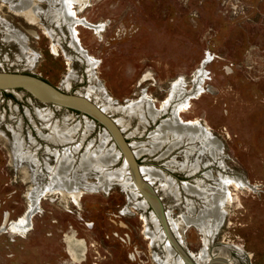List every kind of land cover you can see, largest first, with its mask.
Masks as SVG:
<instances>
[{
    "label": "rangeland",
    "instance_id": "1",
    "mask_svg": "<svg viewBox=\"0 0 264 264\" xmlns=\"http://www.w3.org/2000/svg\"><path fill=\"white\" fill-rule=\"evenodd\" d=\"M17 1L0 0V72L33 75L63 93L89 94L100 107L109 106L108 114L125 124L122 134L133 152L139 148L133 143L149 149L148 138L160 121L141 124L121 108L145 96L161 109L179 82L186 93L196 91L180 116L208 128L218 143L217 157L198 150L186 156L185 147L166 156L147 149L134 153L136 166L140 171L158 169L177 184L180 198L163 188L164 178L147 180L174 221L190 214L187 198L196 200L194 216L204 207L184 191V182L201 180L210 201L222 175L240 181L227 185L230 199L209 250L216 254L226 248L224 256L232 264H264V0L75 1L78 18L93 24L76 26L94 58L90 64L71 45L59 0L40 2L46 13L39 22L16 12L12 3ZM100 24L101 30L93 27ZM40 112L61 131L78 127L75 142L68 144L80 145L69 181L52 179L65 145L59 138L56 143L49 139L51 127ZM15 130L23 144L19 148ZM103 135L109 137L106 147L120 153L109 169L126 165L132 176L119 140L97 117L45 103L25 87L0 90V264H164L167 243L148 236L156 227L153 205L140 207L137 200L144 197L135 199L115 179L106 186L98 170L81 165L85 152L100 145ZM27 151L37 162L22 159ZM187 161L199 163L195 174L180 169L178 164ZM47 186L79 189L81 195L76 200L61 190L44 189L29 224L15 226L29 210L32 193ZM71 236L81 243L79 255H73ZM203 237L190 224L178 238L197 255L204 248Z\"/></svg>",
    "mask_w": 264,
    "mask_h": 264
},
{
    "label": "bare ground",
    "instance_id": "2",
    "mask_svg": "<svg viewBox=\"0 0 264 264\" xmlns=\"http://www.w3.org/2000/svg\"><path fill=\"white\" fill-rule=\"evenodd\" d=\"M75 1H83V0H59V2L62 5V7L59 9V14L62 20L66 21V23L69 26L71 37L73 38L71 45L76 50H79L82 53V55L85 56L84 58H87L90 64L94 62V58L88 55L85 48L83 47L79 39L78 36L79 32L76 26L77 24H86L88 26H91L93 24L88 23V21H85L83 18H78V16L76 15V11L72 7L73 2ZM15 10L16 12L23 13L27 18H29L32 21L37 19L36 17L37 10H35L32 3L29 4L28 6L23 7L22 9L16 7ZM93 27L96 28L97 30H101L103 24L95 25ZM17 40H19V38H17ZM53 51L57 52L56 45H53ZM202 74L203 71L201 70L199 72V75ZM180 83L181 82L175 83L173 85L170 96L163 102L161 109H155L153 105L148 102V99L145 96H143L137 102L131 103L128 107L120 109L124 114H129L131 115V117L136 116L139 120V123L141 124L144 123L145 125L150 121H155L156 118L159 117V115L161 117L160 125L157 127L155 131H153L150 134L148 138V144H150L149 149L144 147L143 143H137V144L133 143L135 146L139 147L134 152L136 155H140L145 151H147L148 149L150 152H154V151L156 152L161 150L162 151L161 156H166L177 148L185 147L184 151L186 156L193 153L195 150H198L197 152L199 154L202 153V154L210 155L211 158L213 159L217 157L216 147H218L217 145L218 143L214 139V137H212L210 131H208V128L206 127L204 128V126L200 124L198 121H194V120L186 121L181 118L180 116L181 112L189 106V98H191L193 94H196V91L193 92V94H188L182 88V86H180ZM30 88L33 89V87ZM43 93L47 96L51 95V93L48 91H43ZM86 96L91 98L89 94H86ZM55 106L60 107L58 105ZM100 108L105 113L108 114L106 110L109 109V106L103 105ZM84 109L92 111L87 106H85ZM170 109H172L171 112ZM40 113L43 119H46L45 121L47 122V125L51 127L52 134L49 136L50 137L49 139L52 138L53 140L51 141L56 143V141H59L58 140L59 138L63 143L62 145H65L61 149L62 151L58 152L59 154L57 159V166L54 168V171L52 172V179L55 182L69 181L72 178L71 176H69L71 174L69 170H72L74 168L77 158L75 156L76 151L78 150L80 145L79 146L75 145L72 147V145H68V144L75 142L72 141L73 140L72 138L75 135V132L77 131L78 127L75 125V127L61 131L62 129H60L56 125V123H52L51 118L48 116V114L42 112ZM163 113H167L168 116L166 118H162ZM114 121L116 122L117 126H119V128L122 127V129H126V126L125 124H123V121L120 117L114 119ZM87 124L89 126L88 129H90L92 124L90 125L88 123V120H87ZM14 133H15V139L18 140V144H19V145L17 144L18 146L17 148L22 147L23 144L20 141V139H18L19 137L18 132H16L15 130ZM133 133L134 132H132L131 134ZM114 135L116 139L119 140L117 138V135L116 134ZM104 136L106 135H103V139H101L102 143L100 145H98L96 148L89 149L85 152V154L80 160L81 165L86 166V168L90 167V170L92 169L98 170L100 172L99 177L101 179V182H103L106 186L111 180L115 179L116 181H119L126 189H129L135 199H137V197L140 195L144 197L143 200L141 201L137 200L140 207H143L145 209L147 207V203H150L156 208V210H158L159 204L153 199L152 201L150 200V198L155 194V192L151 189L147 181L145 182V180L143 181L139 179V181L137 182L138 179L136 180V173H135L136 163H134L133 159L128 155L129 153H126L125 147L122 146L120 140L119 142L123 147L124 152L126 153L124 155L126 156V159L131 166L132 171L130 172H132L131 174L132 176H129L126 170L127 168L126 165H124L122 169L116 171L109 169V166L117 161L120 153L118 151H114L113 147H106V141L108 140L109 137L107 136L108 138H106ZM95 145L96 144H94V146ZM21 157L22 159H27L28 161L31 160L37 162L34 153H31L30 151L25 152V154L21 155ZM168 163L174 166L175 162L174 160H169ZM178 165L180 166V169L186 171L190 175L193 173L195 174V172L198 171L200 168L198 162L190 163L187 161L184 163H180ZM80 167L81 166L79 165V168ZM63 170H66L67 172L64 173L62 177L59 178ZM139 172L146 176L145 177L146 180H151V179L163 180L164 178V183H162L163 188L165 190L166 189L171 190L172 193H175L180 198L181 191L177 189V184L174 183V180L172 181L170 177L169 178L165 177V174L163 172L159 171L158 169H154V168L152 169L150 167H141V171ZM233 180H234L233 178L230 179L228 176L222 175L223 183L222 182L217 183L216 189L218 191L216 194H213L210 201L208 198L209 190L207 191L206 189L200 186L201 180L198 181L196 185H192L188 182H184L183 183L184 191L189 195L192 194V196H195L197 199H200L204 203V207L202 208L201 212L198 215L194 216L193 213H194L196 200L187 198V203L188 202L190 203L187 204V209L190 214L184 216L181 215L178 221H174V219L173 220L168 219V221L170 222V226L172 227V231L177 237H181L183 228L186 225L189 226L190 224H195L202 231V233L204 234L203 237L204 248L201 249V251L197 255L191 252L200 264H224L222 260L226 258L224 256L226 248H221L220 251L215 254L213 253V250L212 251L209 250V246L212 243L213 235L215 234L216 229H218L220 225L223 213L226 211V205L230 199V194L228 192L227 185L233 182H236L237 185H241L240 181H233ZM44 189L61 190L67 197H71L76 200H78L81 195V190L79 189L63 190V188L61 187L49 188V186H47L39 190L38 192L34 191L31 195L32 196L31 205L29 210L26 212V214L23 216L20 222L13 223L15 224V226H18L23 229L26 225L29 224L31 215L34 213L40 197L45 192ZM156 215L153 217L156 227L153 231L148 232L149 234L148 236L151 237L152 241L154 242H160L164 240L167 243L165 245L167 248L165 250H167V252L165 254V259L162 262L164 264H187V262L183 259V257L175 247L172 237L170 236V234L168 235L165 229L163 228L159 216L156 217ZM70 238L72 239L70 246L72 248V251L74 252L73 255L74 254L79 255L80 252L82 251L81 243L79 242V240L74 239L72 236ZM212 254H214L219 259L218 262L214 261V258L216 257L212 256ZM176 255H178V258L175 257Z\"/></svg>",
    "mask_w": 264,
    "mask_h": 264
},
{
    "label": "water",
    "instance_id": "3",
    "mask_svg": "<svg viewBox=\"0 0 264 264\" xmlns=\"http://www.w3.org/2000/svg\"><path fill=\"white\" fill-rule=\"evenodd\" d=\"M17 87H25L45 103H52L60 107H70V108L79 109L82 113L92 115L93 117H97L98 119L106 123L109 126V128H111V130L114 132V134L117 135V138L120 140L122 146L125 147L126 153H129L128 155L133 159L134 163H136L135 154L131 149H129V146L124 139V135L122 134V128H119V126H117L116 122L114 121V118H112L109 114L105 113L99 107L98 104H96L86 95H82L79 93H63L58 88L46 83L42 79L33 75L19 73V72H7V71L0 72V90L7 91L10 89H15ZM30 87H33V89H31ZM43 91H48L51 93V95L47 96L43 93ZM85 106L90 108L92 111L84 109ZM171 110L172 109H170V112ZM158 120L161 122L160 115L158 118H156L155 121H151V122L157 123ZM135 167H136L135 168L136 180L138 179L137 182L139 181V179L143 181L145 180L146 182L147 180L143 177V174L139 172L140 170L137 168L136 165ZM148 184L150 185L149 182ZM153 191L155 192V194L153 193L154 195L150 198V200L152 201L153 199L159 204L158 210H156L154 206L153 207L155 209L157 216H159L160 218V222L163 228L165 229L167 234L168 235L170 234V236L172 237L174 245L177 248L178 252L187 262V264H200L191 252H188L184 249V247L180 242V239L172 231V227L170 226V222L168 221V216L165 210V206L162 203L161 198L156 194V191L155 190ZM212 256L216 257L214 254H212ZM218 260L219 259L217 257L214 258L215 262H218ZM222 262H224V264H232V262H230L228 258H224Z\"/></svg>",
    "mask_w": 264,
    "mask_h": 264
},
{
    "label": "flooded vegetation",
    "instance_id": "4",
    "mask_svg": "<svg viewBox=\"0 0 264 264\" xmlns=\"http://www.w3.org/2000/svg\"><path fill=\"white\" fill-rule=\"evenodd\" d=\"M45 1V0H18L16 3H12L15 8H23L25 6H28L29 4L32 3V5L34 6L35 10H37V14L36 17L37 19L34 20V22H39L41 20V13H46L45 10L40 6V2ZM19 40H21L19 38Z\"/></svg>",
    "mask_w": 264,
    "mask_h": 264
}]
</instances>
